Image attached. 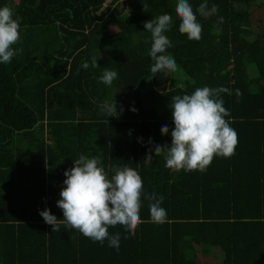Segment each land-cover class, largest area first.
Listing matches in <instances>:
<instances>
[{"label":"trees","instance_id":"16d2710c","mask_svg":"<svg viewBox=\"0 0 264 264\" xmlns=\"http://www.w3.org/2000/svg\"><path fill=\"white\" fill-rule=\"evenodd\" d=\"M177 2L0 0L21 18L13 47L22 49L0 63V264H264V15L256 10L264 0H207L218 12L197 13L198 41L179 32ZM202 2L189 0L194 11ZM162 14L173 18L166 54L177 70L153 76L143 22ZM104 69L117 71L111 86L100 82ZM204 86L231 90L221 98L235 154L214 157L205 172L168 169L154 152L147 163L150 139L171 144V97ZM104 101L118 115H100ZM81 154L100 157L106 171H138L143 193L164 197L167 222H151L142 194L135 235L109 228L120 233L118 251L63 225L52 232L39 211L63 218L64 172Z\"/></svg>","mask_w":264,"mask_h":264},{"label":"clouds","instance_id":"9594fccd","mask_svg":"<svg viewBox=\"0 0 264 264\" xmlns=\"http://www.w3.org/2000/svg\"><path fill=\"white\" fill-rule=\"evenodd\" d=\"M217 12L218 6L213 4L209 9L207 0H203L195 11L189 0H178L175 13L180 21L179 32L186 34L189 40H200L202 25L198 22L197 13L210 17ZM20 20L19 16L14 18V11L10 7H0V63H10L15 55L22 52V49L13 47L21 39ZM218 22L223 23V17H219ZM172 25L173 18L169 14L143 22L146 32L151 34L148 54L153 61L150 67L153 76L158 72L177 70L174 58L166 54L172 45L165 33L171 30ZM97 61L93 57L91 66L100 67ZM82 67L87 69L88 62H84ZM117 75L115 70L104 69L100 82L111 86ZM222 93L232 94L230 89L223 86H204L195 89L192 94L172 96L168 105L174 123L171 144H153L150 139L146 162H152L154 152L155 156H163L168 169L205 172L214 157L229 158L234 155L238 136L225 119L230 113L223 106ZM236 95H241L239 90ZM131 110L137 111L135 108ZM113 113L118 115L115 101H104L99 105L100 115L113 117ZM161 134H169L167 125L161 127ZM73 165L64 172V187L56 201L63 218L58 219L48 208L39 211L52 232L60 231L63 225L66 230H77L93 242L103 245L108 241V246L118 251L120 233L110 235L109 228L119 225L131 236L135 235L138 225L142 223V194L148 201L151 222H167V211L161 207L164 197L155 192L143 193V180L135 169L110 165L106 171L100 157L89 158L84 154L74 159Z\"/></svg>","mask_w":264,"mask_h":264},{"label":"rangeland","instance_id":"374dc122","mask_svg":"<svg viewBox=\"0 0 264 264\" xmlns=\"http://www.w3.org/2000/svg\"><path fill=\"white\" fill-rule=\"evenodd\" d=\"M17 1H18V0H11L12 3H17ZM249 8H251V7L249 6ZM254 8H255V7H254ZM256 10H258V14H259V15H264V7H262V8H258V9H256ZM259 26H260V25L256 24L255 22L252 24L251 28H252L253 33H255V32L258 31ZM180 74H181V76H183L182 78L186 77L185 75H182V72H180ZM182 81H186V79H182ZM161 162H162V163H165V160H161ZM209 256H210V255H209ZM209 256H205V258H209ZM217 256H218V255H216V254L214 253V254L211 255L210 258H214V257H217Z\"/></svg>","mask_w":264,"mask_h":264}]
</instances>
